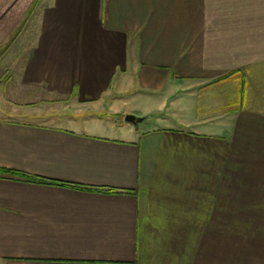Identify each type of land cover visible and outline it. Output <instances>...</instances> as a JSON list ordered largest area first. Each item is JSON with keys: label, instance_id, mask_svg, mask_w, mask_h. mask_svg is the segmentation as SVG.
I'll list each match as a JSON object with an SVG mask.
<instances>
[{"label": "crops", "instance_id": "crops-1", "mask_svg": "<svg viewBox=\"0 0 264 264\" xmlns=\"http://www.w3.org/2000/svg\"><path fill=\"white\" fill-rule=\"evenodd\" d=\"M37 1L14 84L80 107H0V168L95 190L1 176L0 264H264V0Z\"/></svg>", "mask_w": 264, "mask_h": 264}, {"label": "rangeland", "instance_id": "rangeland-1", "mask_svg": "<svg viewBox=\"0 0 264 264\" xmlns=\"http://www.w3.org/2000/svg\"><path fill=\"white\" fill-rule=\"evenodd\" d=\"M39 2L37 0L33 2L24 18L18 17V14L16 16L13 15L14 8L11 3L0 2V107L3 110L11 109L14 114L17 112L15 110L18 109H22L27 113L34 111L40 115L50 114L48 115L51 118L49 120L59 121L57 123L60 126L73 128L75 126L71 125L73 122H70V118L61 115V113H67L68 115L77 114V111L73 110H79L80 106L72 104L70 97L55 96L43 100V94L40 93V90L21 88L20 85L14 84L16 78L19 79L17 74L21 63L18 60L29 53L28 51L34 46L37 33L42 27L45 8L43 9V5L39 4ZM263 69H260V71ZM225 86L226 94L234 93V84H225ZM242 88L243 86L240 87L241 90ZM261 94L264 95V93ZM28 103H36L37 106L32 107ZM69 105L73 107L71 108ZM55 113L60 114L55 115ZM54 116L56 117L54 118ZM169 122L177 125V120L173 122L165 118H149L143 122V126L156 125L161 127Z\"/></svg>", "mask_w": 264, "mask_h": 264}, {"label": "trees", "instance_id": "trees-1", "mask_svg": "<svg viewBox=\"0 0 264 264\" xmlns=\"http://www.w3.org/2000/svg\"><path fill=\"white\" fill-rule=\"evenodd\" d=\"M238 73H239V71L235 70V71H232V72L222 76L220 79L221 80H227L229 78L234 77ZM1 176L26 179L28 181H31L34 183H39V184L67 186V187H72V188L82 189V190H95L94 188L85 187V186H81V185H77V184H71V183L61 182V181L47 179V178H43V177H36V176L34 177V176L26 175V174H21L20 172H18L16 170H12V169L0 168V177Z\"/></svg>", "mask_w": 264, "mask_h": 264}, {"label": "water", "instance_id": "water-1", "mask_svg": "<svg viewBox=\"0 0 264 264\" xmlns=\"http://www.w3.org/2000/svg\"><path fill=\"white\" fill-rule=\"evenodd\" d=\"M145 119H146L145 117H137V116H135L133 114H127L125 116V120L127 122H130V123H132V124H134L136 126H138L140 123H142Z\"/></svg>", "mask_w": 264, "mask_h": 264}]
</instances>
